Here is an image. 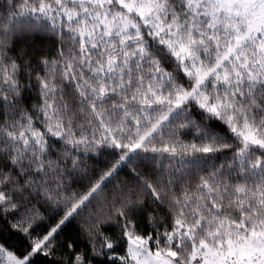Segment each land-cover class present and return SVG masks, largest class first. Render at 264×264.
Listing matches in <instances>:
<instances>
[{"label":"snow or ice","instance_id":"obj_1","mask_svg":"<svg viewBox=\"0 0 264 264\" xmlns=\"http://www.w3.org/2000/svg\"><path fill=\"white\" fill-rule=\"evenodd\" d=\"M0 264H264V0H0Z\"/></svg>","mask_w":264,"mask_h":264}]
</instances>
